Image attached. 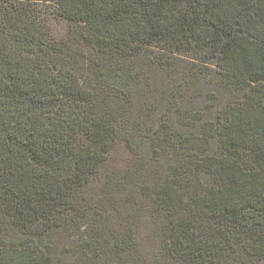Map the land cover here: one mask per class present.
I'll return each instance as SVG.
<instances>
[{
	"label": "trees",
	"instance_id": "16d2710c",
	"mask_svg": "<svg viewBox=\"0 0 264 264\" xmlns=\"http://www.w3.org/2000/svg\"><path fill=\"white\" fill-rule=\"evenodd\" d=\"M152 42L209 50L232 92L201 138H178L188 160L149 188L166 211L164 253L179 264H264V0H0V264L55 263L67 225L88 227L73 264L126 252L128 236L100 240L83 191L129 95L133 75L119 65ZM192 173L203 175L197 187Z\"/></svg>",
	"mask_w": 264,
	"mask_h": 264
},
{
	"label": "rangeland",
	"instance_id": "374dc122",
	"mask_svg": "<svg viewBox=\"0 0 264 264\" xmlns=\"http://www.w3.org/2000/svg\"><path fill=\"white\" fill-rule=\"evenodd\" d=\"M55 23L54 34L64 38L68 28ZM155 59L163 61L157 65ZM119 66L133 75L129 95L113 112L115 143L83 193L91 207L87 220L93 219L101 228L100 240L106 243L112 236L125 235L131 244L120 254L104 249L96 263L179 264L161 246L166 211L158 209L147 193L174 161L188 160L187 148L178 138L190 134L201 138V124L219 116L232 92L219 81L216 58L209 50H179L152 42L146 53ZM210 147L211 153L218 152L215 138ZM190 177L194 187L203 181L202 174ZM65 228L55 239L53 264H73L81 251L79 243L88 240V227L80 233Z\"/></svg>",
	"mask_w": 264,
	"mask_h": 264
}]
</instances>
